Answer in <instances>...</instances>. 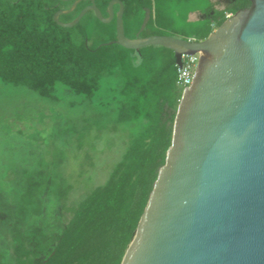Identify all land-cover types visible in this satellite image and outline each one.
<instances>
[{
  "label": "trees",
  "instance_id": "obj_1",
  "mask_svg": "<svg viewBox=\"0 0 264 264\" xmlns=\"http://www.w3.org/2000/svg\"><path fill=\"white\" fill-rule=\"evenodd\" d=\"M76 0H0V81L27 87L42 98L57 100V85L81 97L79 104L100 107L112 114V131L123 125L129 130L127 147L111 168L105 183L62 207L69 214L60 233L51 241L45 236L42 258L31 248L26 233H13L12 261L0 264H121L131 243L171 145L173 123L182 91L176 86L175 54L163 46H147L139 52L116 41V18L102 23L93 11L71 28L59 26L54 15L68 10ZM112 0H94L108 17ZM124 5L126 37L172 36L205 40L226 20V14L250 6L238 0L216 9L215 0L188 18L196 0H120ZM91 4L82 0L59 21L70 23ZM151 17L140 32L145 11ZM119 5L114 6L117 13ZM114 42L112 44H109ZM106 112V113H107ZM80 128H69L80 140L92 129L87 119ZM98 123V120L96 121ZM99 127V126H98ZM99 131L103 128L99 127ZM1 219H5L2 213Z\"/></svg>",
  "mask_w": 264,
  "mask_h": 264
},
{
  "label": "water",
  "instance_id": "obj_2",
  "mask_svg": "<svg viewBox=\"0 0 264 264\" xmlns=\"http://www.w3.org/2000/svg\"><path fill=\"white\" fill-rule=\"evenodd\" d=\"M81 1L54 21L71 28L93 11L104 24L116 18L115 42L126 49L163 46L177 66L183 54H200L121 264H264V0H250L202 41L139 33L130 39L120 0L109 3L107 18L90 0L74 21H59ZM150 17L146 9L140 32Z\"/></svg>",
  "mask_w": 264,
  "mask_h": 264
},
{
  "label": "rangeland",
  "instance_id": "obj_3",
  "mask_svg": "<svg viewBox=\"0 0 264 264\" xmlns=\"http://www.w3.org/2000/svg\"><path fill=\"white\" fill-rule=\"evenodd\" d=\"M211 2H193L188 18L198 19ZM215 3L216 9L227 7L224 0ZM57 96L52 101L0 81V217H6L0 218V261H12L10 244L19 232L30 236L31 248L42 258L45 236L51 241L69 218L62 207L65 188L71 187L69 207L105 183L127 147L129 130L121 125L112 131V114L99 105L107 102L104 96L92 106L81 105L82 98L61 84ZM85 119L92 129L83 141L75 132L65 133L80 129Z\"/></svg>",
  "mask_w": 264,
  "mask_h": 264
},
{
  "label": "built area",
  "instance_id": "obj_4",
  "mask_svg": "<svg viewBox=\"0 0 264 264\" xmlns=\"http://www.w3.org/2000/svg\"><path fill=\"white\" fill-rule=\"evenodd\" d=\"M232 15L233 14H226V19L230 18ZM213 29L216 30V27L214 25H213ZM199 58H200L199 53L183 54L181 56L182 64L181 66H177L176 86L182 92L184 89L191 86Z\"/></svg>",
  "mask_w": 264,
  "mask_h": 264
},
{
  "label": "flooded vegetation",
  "instance_id": "obj_5",
  "mask_svg": "<svg viewBox=\"0 0 264 264\" xmlns=\"http://www.w3.org/2000/svg\"><path fill=\"white\" fill-rule=\"evenodd\" d=\"M224 2H226V5L227 6H230L232 4H236L238 2V0H224Z\"/></svg>",
  "mask_w": 264,
  "mask_h": 264
},
{
  "label": "crops",
  "instance_id": "obj_6",
  "mask_svg": "<svg viewBox=\"0 0 264 264\" xmlns=\"http://www.w3.org/2000/svg\"><path fill=\"white\" fill-rule=\"evenodd\" d=\"M195 20V19H194Z\"/></svg>",
  "mask_w": 264,
  "mask_h": 264
}]
</instances>
